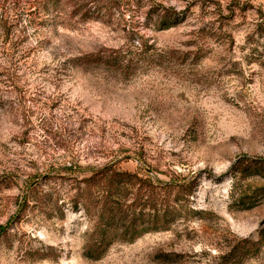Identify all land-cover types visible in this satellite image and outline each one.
I'll use <instances>...</instances> for the list:
<instances>
[{"label": "rangeland", "instance_id": "374dc122", "mask_svg": "<svg viewBox=\"0 0 264 264\" xmlns=\"http://www.w3.org/2000/svg\"><path fill=\"white\" fill-rule=\"evenodd\" d=\"M42 2L0 0V264H221L259 241L264 0H123L107 23L57 25ZM90 53L132 68L75 65ZM112 161L196 178L201 214L85 257L93 222L72 178ZM240 264H264V244Z\"/></svg>", "mask_w": 264, "mask_h": 264}, {"label": "trees", "instance_id": "16d2710c", "mask_svg": "<svg viewBox=\"0 0 264 264\" xmlns=\"http://www.w3.org/2000/svg\"><path fill=\"white\" fill-rule=\"evenodd\" d=\"M79 1L43 0L41 12L54 25L61 23L62 17L70 23L78 17V23L95 19L107 23L122 7L119 2L123 0H85L83 6L78 4ZM57 18L61 19L59 23L55 21ZM179 19L175 14L172 22H168V18L163 16L157 24L169 29ZM123 58L119 55L104 58L101 53H90L77 57L74 63L85 68L105 64L128 72L132 62L122 66ZM67 171L78 173L80 170L68 168ZM72 179L78 182L75 206L83 208L93 222L83 247L85 257L92 260L102 259L117 242L131 244L148 233L168 232L181 217L201 214V211L191 209L197 188L196 178L177 175L169 182H163L146 173L145 168L123 170L119 161H112L104 167L92 169L89 177L79 179L76 176ZM261 235L257 242L245 240L237 244L222 257L221 264H240L247 256L254 255L264 244V229ZM160 258L169 261L172 256L162 254Z\"/></svg>", "mask_w": 264, "mask_h": 264}]
</instances>
